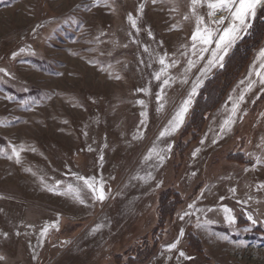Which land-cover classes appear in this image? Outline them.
I'll list each match as a JSON object with an SVG mask.
<instances>
[{
  "label": "rangeland",
  "instance_id": "1",
  "mask_svg": "<svg viewBox=\"0 0 264 264\" xmlns=\"http://www.w3.org/2000/svg\"><path fill=\"white\" fill-rule=\"evenodd\" d=\"M208 11L193 14L191 0H0V264H264V44L173 160L221 67L209 65L215 44L193 49L198 15L227 25ZM162 195L180 204L160 225Z\"/></svg>",
  "mask_w": 264,
  "mask_h": 264
},
{
  "label": "trees",
  "instance_id": "2",
  "mask_svg": "<svg viewBox=\"0 0 264 264\" xmlns=\"http://www.w3.org/2000/svg\"><path fill=\"white\" fill-rule=\"evenodd\" d=\"M263 44L264 7L259 6L249 32L234 46L223 67H220L200 89L192 106L190 117L181 131L173 155L174 162L182 161L190 147L201 140L211 116L226 101L228 94L241 80L255 53L262 48ZM173 199L172 202L166 195L161 196L160 225L175 215L174 212L180 204V200L175 195ZM188 245L192 252L202 257L206 262L213 263L196 235L189 236Z\"/></svg>",
  "mask_w": 264,
  "mask_h": 264
},
{
  "label": "snow or ice",
  "instance_id": "3",
  "mask_svg": "<svg viewBox=\"0 0 264 264\" xmlns=\"http://www.w3.org/2000/svg\"><path fill=\"white\" fill-rule=\"evenodd\" d=\"M191 4L193 14L196 13L197 7L206 6L209 9L207 16L211 18V22L217 26L225 25L227 21V25L223 28H210L205 23L204 16L198 15L196 28L191 37L193 49L196 48L197 44L202 45L203 47L200 48L202 53L207 52L209 48L215 44V48L211 52L212 59L209 60V65L214 66L215 64L219 63L220 66L223 67V64L220 62L223 61L224 56L227 55L228 49L235 43L236 39L240 38L242 30H246L251 26L249 23H247V21L249 17L255 16L258 6L264 7V0H191ZM217 13H221V15L217 17ZM185 19H187V17H185ZM129 20L132 23V26L135 27L136 21L131 16H129ZM260 56L261 58H264V51L260 53ZM160 63L164 65L165 60L161 59ZM165 67H167V65H165ZM0 71L4 70L0 69ZM157 79H159V76H157ZM262 82H264V78H262ZM195 91L196 89L194 87L192 93L193 95L195 94ZM240 99H243V97L241 96ZM190 103L191 98H189V100L177 113L175 123L172 125L173 131L175 128L179 127L180 123L183 122L184 114L187 111V106ZM232 114L233 116L236 115V108H233ZM231 122L232 121H225V124L228 125ZM168 131V129H165L161 135L163 136L167 134ZM160 159L163 160V157H160ZM17 162L19 163V153H17ZM84 183L89 189L92 190L93 193H96V199L103 201L106 198L102 185L99 187V189H97L94 187L93 183L87 180H85ZM261 187H264V185ZM69 190L71 191L72 189L70 188ZM232 191L235 192V189H232ZM80 203H83V200H80ZM190 207L194 206L190 205ZM223 211L227 214L226 219L229 221V223H234L235 217L231 214L232 210L225 208ZM185 215H189V213L185 212ZM181 219H183V217H181ZM249 219L252 220V217L249 216ZM252 222L255 223V220ZM47 231L48 229L45 228L44 232L46 233ZM180 235L182 236L183 232H181ZM175 246L176 245H172L173 248ZM184 255L185 254L183 252H180V256L183 257ZM0 259H2V257H0Z\"/></svg>",
  "mask_w": 264,
  "mask_h": 264
}]
</instances>
